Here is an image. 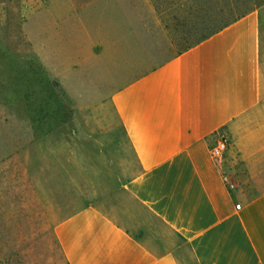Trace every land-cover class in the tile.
<instances>
[{
    "label": "rangeland",
    "instance_id": "1",
    "mask_svg": "<svg viewBox=\"0 0 264 264\" xmlns=\"http://www.w3.org/2000/svg\"><path fill=\"white\" fill-rule=\"evenodd\" d=\"M173 1L0 0V264H67L54 229L86 206L172 239L122 189L137 166L110 96L172 56L189 17L153 4ZM238 126L264 127V105Z\"/></svg>",
    "mask_w": 264,
    "mask_h": 264
},
{
    "label": "crops",
    "instance_id": "2",
    "mask_svg": "<svg viewBox=\"0 0 264 264\" xmlns=\"http://www.w3.org/2000/svg\"><path fill=\"white\" fill-rule=\"evenodd\" d=\"M263 36L253 10L112 92L137 166L122 189L172 239L86 206L54 229L67 264H264V127L238 126L264 105Z\"/></svg>",
    "mask_w": 264,
    "mask_h": 264
},
{
    "label": "trees",
    "instance_id": "3",
    "mask_svg": "<svg viewBox=\"0 0 264 264\" xmlns=\"http://www.w3.org/2000/svg\"><path fill=\"white\" fill-rule=\"evenodd\" d=\"M233 2L231 4L229 0H174L168 3L167 6L162 5L163 2H154L155 10L162 16L167 14L168 10L174 6L173 8L178 12L185 10L189 17L178 21L175 26L176 29L170 39V43L174 46L170 58L200 43L240 17L258 8L264 3V0H241L244 5L243 8L237 6V0H233ZM159 64L143 70L133 79L142 76ZM40 136L41 134L36 133V137Z\"/></svg>",
    "mask_w": 264,
    "mask_h": 264
},
{
    "label": "built area",
    "instance_id": "4",
    "mask_svg": "<svg viewBox=\"0 0 264 264\" xmlns=\"http://www.w3.org/2000/svg\"><path fill=\"white\" fill-rule=\"evenodd\" d=\"M229 144V140L226 134L220 133L216 138L215 143L210 148V155L211 157L219 163L222 160L223 154L226 151ZM232 187V185H230ZM229 195L231 200L236 204L237 207L240 206L238 199L233 197L232 191H229Z\"/></svg>",
    "mask_w": 264,
    "mask_h": 264
}]
</instances>
